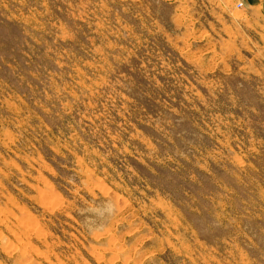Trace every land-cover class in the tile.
Instances as JSON below:
<instances>
[{
  "label": "rangeland",
  "instance_id": "rangeland-1",
  "mask_svg": "<svg viewBox=\"0 0 264 264\" xmlns=\"http://www.w3.org/2000/svg\"><path fill=\"white\" fill-rule=\"evenodd\" d=\"M0 264H264V0H0Z\"/></svg>",
  "mask_w": 264,
  "mask_h": 264
},
{
  "label": "built area",
  "instance_id": "built-area-1",
  "mask_svg": "<svg viewBox=\"0 0 264 264\" xmlns=\"http://www.w3.org/2000/svg\"><path fill=\"white\" fill-rule=\"evenodd\" d=\"M237 4H238V5H241V2H238Z\"/></svg>",
  "mask_w": 264,
  "mask_h": 264
}]
</instances>
